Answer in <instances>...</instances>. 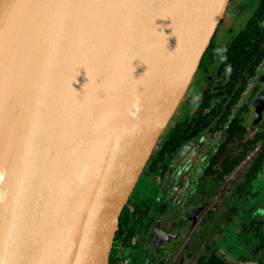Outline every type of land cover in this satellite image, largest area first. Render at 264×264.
Instances as JSON below:
<instances>
[{
    "label": "water",
    "instance_id": "95a60500",
    "mask_svg": "<svg viewBox=\"0 0 264 264\" xmlns=\"http://www.w3.org/2000/svg\"><path fill=\"white\" fill-rule=\"evenodd\" d=\"M228 2L0 0V264H109Z\"/></svg>",
    "mask_w": 264,
    "mask_h": 264
},
{
    "label": "rangeland",
    "instance_id": "374dc122",
    "mask_svg": "<svg viewBox=\"0 0 264 264\" xmlns=\"http://www.w3.org/2000/svg\"><path fill=\"white\" fill-rule=\"evenodd\" d=\"M257 5V0H229L223 17L221 18L215 33L213 35V41L217 46L224 48L227 40L237 30H240L248 18L253 13ZM195 75V74H194ZM264 75V59L257 68L256 75L249 80V87L247 91L242 95V98L236 105L235 110L242 109L245 106L249 107V113L247 119L252 120L253 106L252 97L247 100L248 93L254 89L257 92L260 90V76ZM194 77V76H193ZM195 76L194 79H196ZM191 80L184 96L180 100L177 108L157 139L149 158L147 159L137 181L135 187H133L126 203H131L130 199L132 195L137 191L141 184L142 179V206H147L149 211L142 220V256H152L154 263L161 258L163 252L171 251V245L168 243H161L157 246L155 240L157 239V221L163 220L162 230L165 233H169L175 237L181 236L180 226L184 223V215L187 208L190 205L197 206L205 200H210L207 204V208L201 214L198 222L193 226L191 231L190 242L192 244V251L195 255H198L204 248L205 244L211 243L215 240L216 250L221 254L226 261L234 264H264V247L257 254L253 255V249L259 244L260 237L256 236V231L253 226L257 225V221H264V165L262 170L258 173L257 179L253 181L252 195L245 197L242 201L236 202L232 198L231 194L234 190V185L237 182L238 177L241 175L239 168L229 175L227 181L221 184L215 190L211 191V195L208 196V191L200 192V187L205 184L208 189L210 183L208 180H202L198 177L200 172V166H203L206 158L215 149L218 142L222 139V133L220 131L214 132L207 136L201 147V153L198 155L195 165L193 164L192 179L194 189L189 195L190 202L188 206L175 207L173 209H166L165 213L158 214L159 201L156 199L157 187L163 181L164 176L159 173H153L150 170V163L154 160L159 148L169 134L170 129L178 122L183 113H192L196 110L199 98H195L192 104L187 103L189 98H193L197 92L194 89V84ZM199 90V89H198ZM200 91V90H199ZM189 104V105H188ZM246 104V105H245ZM146 180L148 181V189L145 188ZM146 189V190H144ZM168 191H166L167 193ZM165 194V193H164ZM160 195V194H159ZM161 196V195H160ZM232 203L238 206L237 213L232 215V221L227 224L225 217L227 214V208ZM128 218L132 216L129 211ZM201 223V219H203ZM255 221L256 223L250 225L249 222ZM131 221L129 220V225ZM244 228L246 230L244 231ZM140 233V232H139ZM261 233L264 236V224L261 229ZM139 235V239H140ZM141 242V241H140ZM117 264H129L127 263L125 255L121 252V243L117 244ZM163 245V246H162ZM174 248H172V251ZM260 255H263V261L259 262ZM185 261L187 259L184 254ZM255 257V259L253 258ZM254 259V260H250ZM132 264H144V260L141 262Z\"/></svg>",
    "mask_w": 264,
    "mask_h": 264
},
{
    "label": "flooded vegetation",
    "instance_id": "af4514ba",
    "mask_svg": "<svg viewBox=\"0 0 264 264\" xmlns=\"http://www.w3.org/2000/svg\"><path fill=\"white\" fill-rule=\"evenodd\" d=\"M257 4H258V0H257ZM212 39H213V37H212ZM215 46L219 48V52H220V55L218 56V60H216L214 63H212L207 69L202 70L198 66L197 70L194 73L195 75H193L194 77L192 78V80H193L192 82L194 84V89L197 90V92L195 93L196 95L193 98L188 99L187 103L192 104L193 101L195 100V98H199L196 110L198 109V106L202 102V98H203L205 90L211 88V86L215 80L217 67H218L219 61L222 58V55L224 53L225 46H224V48L217 46L216 44H215ZM262 60L260 61V63L262 62ZM260 63L257 65L256 71H257V68L260 65ZM256 71H255V75H256ZM195 76H197L196 79H194ZM262 76H264V75H261L260 80H259L260 81V90L262 88V82H261ZM253 77H251V78H253ZM249 80H248L247 87L245 88V91L242 93V95L247 91V89L249 87ZM255 89L256 88L252 89L248 93L247 100H250L252 97H254V99L256 98V96L258 95L260 90H259V92L256 93ZM253 93H254V95H253ZM242 95H241V98H242ZM240 99H239V101H240ZM253 100H252V102H253ZM213 104H214V102L211 104V107L205 109V113H204L205 116L210 112V108H212ZM236 105L233 108L231 114L229 115V120H232L234 118H237V120H238V117L240 118V116H244V124L246 126L245 132H247L248 128L250 127V124L255 125L259 122V120L262 117V114L264 113V109L262 110L260 119L254 123V121H253L254 115H253L251 121H249L247 119V114L249 113V111H248L249 107L245 106L242 109L235 110ZM252 106H253V103H252ZM195 111L192 113H183V115L180 117L178 122H176V124L182 123L184 120H186L188 118L192 119V115H193V113H195ZM253 114H254V106H253ZM209 121H210V117L207 116L205 118V121H204V124H205L204 127L199 129L195 133H193L195 124H192L191 126H189V124L185 125V127H183L181 130H179L178 136L181 137L180 139L186 138V140H184L181 144H179L178 147L176 148V150L174 152H172V154H170V155L165 154L160 159H158L154 166L152 165V163H150L149 168H150L151 172L159 173V176L160 175L164 176L163 181L161 182L159 187H157V191H156L157 196L155 198L156 199L155 201L160 202L158 214L159 213L161 214V212L165 213L166 209H168V208L173 209L175 207L180 208V207L188 206V204L190 202L189 195H190L191 191L194 189V184H193V179H192V173H193V167L192 166H193V164L195 165L197 157L201 153V147L203 145V142L206 140L207 136L214 133V132H217V131H220L222 133L223 137L218 142L215 149L210 153V155H208L203 166L199 167L200 172L198 175V177L200 179L209 181L210 188L208 189L207 185L203 184L200 187L199 191L203 192V191L207 190L208 196L211 195L212 190H215L216 188H218L219 185L224 184L227 181L229 175L232 174L235 170H237L239 168V170H241V175L238 177L237 182L234 185V190H233V193L231 194V196L234 199L235 203L242 201L245 197L249 196V195H247L242 199H238L235 196V190L237 188V185L240 183L246 168L252 162L251 161L252 154H249L245 158L240 160V162L237 164V166L230 173H228L224 177V180L220 183H216L213 180V177L209 174L210 170H211L210 166L212 164L214 155L218 151V146L226 138L224 128L219 129V130L218 129L210 130V128H211L210 126L214 122H216V118L213 119L211 122H209ZM176 124L172 128H175ZM227 126L228 125H225V127H227ZM197 137H200V139L198 141L194 142L193 140L196 139ZM161 148H162V145L159 148V150ZM157 154H158V152H157ZM156 157L157 156H155L154 159H156ZM263 165H264V163H263ZM262 168H263V166H262ZM259 172L256 173V177L254 178V180L257 179V175ZM253 181L251 182V188H250L251 192H252ZM135 185H134V187H135ZM144 185H145V188L148 189L149 184H148L147 180H146V183ZM146 189H144V190H146ZM166 191H168V192L166 193ZM142 194H144V191H142V179H141V184H140L139 188L132 195V197L130 199L131 203L128 202L125 204L123 211L119 217V226H118V230L116 232L115 238H114L109 264L111 263V261H113L112 264H117L116 253L118 251L117 250L118 242L121 243V246H120L121 252L125 255L126 259L128 258L127 263H129V264L137 263V262L142 263V259L144 260V264H198L199 259L206 252L207 247L212 246L214 249L216 248V246H215L216 242H215V240H213L211 243L205 244L204 248L200 251V253L198 255H195V253L193 251H192V254H190L192 244L189 242L191 239L192 228L198 222L203 211L206 210V208L208 206L207 204L210 203V200H205L197 206L190 205L187 208L186 213L184 215V223L180 226L181 236L179 238L175 237L169 233L163 232V230H162V225L164 223L163 220L157 221V225H158V227H157L158 232L157 233L158 234H157V239L155 240L156 245L160 246L159 244H161V243H168L169 242L173 246L171 247V251L163 252L164 254L161 256V258L156 260L155 263H154V259H152V256H149L148 258L147 257L144 258V256H142V220H143L144 216L148 213L149 209L147 206H142ZM235 203H232L230 206L226 207L227 208V214L225 217L226 222L228 221L227 219L230 215H231L230 217H232V215H234L232 213H237L238 206ZM129 211L132 214V216L130 218H128V216H127ZM192 217L194 219L193 223L189 224V221L192 219ZM129 220L131 221L130 225H129ZM203 221H205L204 218L201 219L200 222L203 223ZM139 235L141 237L140 239H139ZM172 248H174L173 251H172ZM184 254L187 257L186 261H185Z\"/></svg>",
    "mask_w": 264,
    "mask_h": 264
},
{
    "label": "trees",
    "instance_id": "16d2710c",
    "mask_svg": "<svg viewBox=\"0 0 264 264\" xmlns=\"http://www.w3.org/2000/svg\"><path fill=\"white\" fill-rule=\"evenodd\" d=\"M219 48L215 46L213 39L210 41L206 51L199 63L200 69H207L212 63L218 60ZM264 58V0H258V4L249 17L245 25L238 31L231 34L225 44L224 53L219 61L215 80L211 88L205 90L202 102L193 113L192 119L188 118L182 123L176 124L175 128L169 131L162 148L156 154V159L151 163L154 166L158 159L165 154L170 155L176 150L179 144L185 139L178 136L179 130L185 125L195 124L194 132L204 127L207 116L211 122L216 118L210 130L225 129L226 138L219 144L215 153L210 175L216 183L224 180L247 155L252 154L251 163L246 168L244 175L237 185L235 196L242 199L247 195H252L251 182L256 177V173L262 169L264 163V113L255 125H251L245 132L244 116L229 120L233 108L241 98L247 87L248 80L255 75L256 67ZM254 95V93H253ZM217 100V101H216ZM210 112L205 116V109L211 107ZM249 109V108H248ZM247 109V110H248ZM249 111V110H248ZM225 125H228L225 127ZM236 209V208H235ZM234 209V210H235ZM236 214V213H232ZM231 216V215H230ZM228 217L227 224H230L232 217ZM256 223L249 222L250 225ZM263 220L257 221L253 226L256 236L260 237L259 244L253 249V255L260 252L264 247V236L261 233ZM246 228H244V231ZM255 259V257H253ZM260 255L259 262L263 261ZM250 259V260H254ZM111 261L110 264H112ZM198 264H234L229 263L212 246L207 247L206 252L201 256Z\"/></svg>",
    "mask_w": 264,
    "mask_h": 264
}]
</instances>
